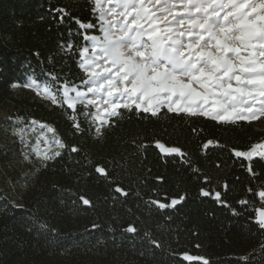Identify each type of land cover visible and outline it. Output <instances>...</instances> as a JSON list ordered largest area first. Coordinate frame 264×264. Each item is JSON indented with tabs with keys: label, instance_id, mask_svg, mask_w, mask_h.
<instances>
[{
	"label": "trees",
	"instance_id": "obj_1",
	"mask_svg": "<svg viewBox=\"0 0 264 264\" xmlns=\"http://www.w3.org/2000/svg\"><path fill=\"white\" fill-rule=\"evenodd\" d=\"M57 9L65 12L62 22ZM96 16L91 0H0V110L51 125L68 146L35 170L20 202L0 197V264H264V229L256 223L264 207V160L234 155L263 141L259 120L226 126L167 109L157 117L121 109L97 138L82 114V131L74 130L66 105L13 95L11 85L30 76L81 85L75 53L86 42L76 20L94 22ZM157 140L187 156L161 153ZM208 140L214 143L204 147ZM72 146L80 151L70 152ZM179 197L174 207L151 203ZM129 226L137 231L126 232Z\"/></svg>",
	"mask_w": 264,
	"mask_h": 264
},
{
	"label": "snow or ice",
	"instance_id": "obj_2",
	"mask_svg": "<svg viewBox=\"0 0 264 264\" xmlns=\"http://www.w3.org/2000/svg\"><path fill=\"white\" fill-rule=\"evenodd\" d=\"M92 5L98 13L94 22L76 20L86 42L75 53L84 74L81 85L68 79L61 83L55 75V87L32 81L37 95L42 92L53 105L72 110L68 119L76 132L82 131L77 119L82 114L99 138L103 128L113 126L114 118L122 116L121 109L157 117L166 108L177 116L204 117L226 126L264 117V0H92ZM57 11L62 22L65 12ZM36 126L44 131L32 150L46 164L61 156L54 148L68 146L56 138L57 130L51 125L31 120L28 131H35ZM48 133H52L51 140ZM16 134L27 147L23 128ZM41 140L48 145L43 150L39 148ZM213 143L208 140L204 147ZM155 145L165 155L187 156L178 146L166 147L159 140ZM69 151L78 153L80 149L72 146ZM234 155L264 159V143ZM95 171L108 177L102 166ZM248 171L253 172L250 165ZM156 179L163 182L164 178ZM115 191L129 194L120 187ZM201 193L211 194L204 189ZM259 197L264 200V190L259 191ZM79 199L92 206L89 199ZM182 199L151 203L164 209ZM215 199L221 200L219 191ZM256 223L264 229V209L258 211ZM136 231L134 226L126 229L128 233ZM151 243L160 247L156 241ZM184 259L203 258L185 255Z\"/></svg>",
	"mask_w": 264,
	"mask_h": 264
},
{
	"label": "rangeland",
	"instance_id": "obj_3",
	"mask_svg": "<svg viewBox=\"0 0 264 264\" xmlns=\"http://www.w3.org/2000/svg\"><path fill=\"white\" fill-rule=\"evenodd\" d=\"M95 34L98 33L95 32ZM33 80L41 86L53 85L50 80L38 81L34 76H30L24 84L14 83L11 85L13 95L15 97L23 95L26 97L36 96L40 100L53 105L51 100L43 97L42 92L40 95H37L36 87L32 85ZM53 86L55 87L56 85ZM9 111H11V108L0 110V197H9L14 204L22 200V196L26 193L34 177L35 170L45 163L42 158L37 157L32 150V145L37 143L39 134L44 130L36 126L35 131L29 132L28 129L31 120L25 122L21 117L10 118L8 114ZM21 121H23V123H20ZM259 121L264 125V117L259 119ZM21 128H23L26 133L25 141L28 144L27 147L16 134L17 130ZM47 138L51 140L52 133H48ZM260 143H264V139ZM47 147L48 145L41 140L39 148L43 150ZM54 151H58V148H54ZM25 154L29 155V159H25ZM254 157L260 158L259 156ZM262 209H264V207H262Z\"/></svg>",
	"mask_w": 264,
	"mask_h": 264
}]
</instances>
